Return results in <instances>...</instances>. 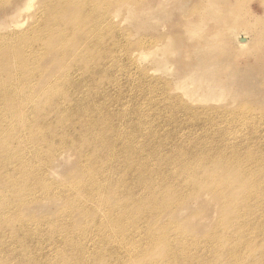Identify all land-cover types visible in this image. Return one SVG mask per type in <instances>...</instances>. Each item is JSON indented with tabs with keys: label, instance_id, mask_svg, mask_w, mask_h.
<instances>
[{
	"label": "bare ground",
	"instance_id": "bare-ground-1",
	"mask_svg": "<svg viewBox=\"0 0 264 264\" xmlns=\"http://www.w3.org/2000/svg\"><path fill=\"white\" fill-rule=\"evenodd\" d=\"M32 2L33 0H29L26 12L29 11ZM209 3L210 6L204 15L211 21L213 31L207 39L210 42L216 39L217 43L218 39H228L231 40L233 47L227 45L226 53L218 58L205 53L206 58L202 57L204 64L213 68V71L205 74L204 71L193 70L183 75L179 84L184 96L193 99L194 94L199 93L200 102L213 103L229 91L228 86L224 84L225 81L218 78L225 71L221 68L223 58L231 56L235 47L243 49L249 44L256 45L258 40L247 39L238 23L241 15L232 8V5L217 9L215 2ZM66 5L74 7L75 10L65 13L68 10ZM116 12L105 15L97 7L95 0H50L35 16L26 15L23 22L11 23L9 28L16 32L15 35L0 38V51L2 49L5 51H2L0 57V60L4 61L3 73L0 75V264H11L9 258L13 256L12 250L1 245L11 240L13 243L14 237L4 233L9 231L11 234L13 232L18 234L24 226L48 234L58 233L66 240L72 238L73 241L71 240L67 246L78 249L82 255L83 249L86 250L82 241L89 239L96 243L97 240L94 251L96 264H109L105 263L108 255L105 246L118 247L125 254L131 253L128 258L131 261L137 259L139 254L143 256L146 254L143 246L148 242L150 246L160 242L168 251L164 260L161 259L163 260L161 263L150 261L151 264H264V156L261 157L254 152L252 149L254 146L249 144L250 140L248 147L246 143V146H242L243 143L237 140L241 139L240 136L235 140L229 138L233 127L214 129L218 124L213 120L214 123L216 121L214 127H209L208 131L199 137L190 138L193 131L189 133L187 128L185 140H179L180 145H185V149L182 148L180 153L181 146L179 144L173 146L179 152L175 158L163 153L165 155L162 156H168L166 161L156 157L161 155L157 149H146L149 151L147 156L138 159L136 148L125 141V133L115 134V129L119 130V127L113 126L110 122L115 119L111 114L113 111L99 104L98 96L89 94L92 88L103 86L102 79L96 80L91 77L101 74L102 66L113 61L109 58L111 54L106 56L105 52L91 47V64L85 62L86 54L78 55L77 58L84 66L82 69H73L77 63V60L72 59L74 47L70 49L66 46L62 50L63 43L75 33H87L95 41L104 36L103 49L108 50L110 43L114 42L108 38L112 35V29L109 26L103 27L105 23L103 17L115 21ZM56 13L62 17L51 18ZM20 27L24 29L19 31ZM146 56H153L152 59L157 63L161 60L157 59L153 52L147 54L141 52L139 57L144 59ZM70 59L72 60L69 63ZM225 73L227 75L230 72ZM227 76L230 79L231 76ZM86 78H91V81L86 82ZM186 83L190 86H185ZM78 91L81 92L76 97L69 95V92ZM88 97L94 100L84 99ZM219 109L221 108L215 107L211 110L218 113ZM62 113L64 116L61 118ZM73 118H76L80 125L77 133L72 130L71 136L74 139L66 136L67 131L64 129L65 122H70ZM214 140L217 141L212 143ZM236 141L239 143H235ZM168 142L170 140H167ZM67 146L74 150L81 165L82 179L75 183L74 188L77 192L85 194L82 205L86 203L85 205L90 207L89 202L92 199H99L104 189L103 183L107 181L104 177L108 174L112 177L113 190L101 201V205L110 203L115 209L110 220L115 228L109 231L107 236L100 225L92 224L87 218L83 225L79 224V230L76 232L70 227L58 225L59 221L74 216L70 209L80 207L77 200L75 203L74 200H66V210L58 214L53 221L49 219L44 221L43 218L37 222L31 218L30 220L22 218L21 212L19 213L21 206L28 201L31 203L37 201L38 196L41 200V196L55 199L57 196L73 194L68 187H60L50 182L46 176L50 177L52 174L46 171L45 166H40L42 163L49 164L55 152L58 153L57 150ZM184 157L193 160L187 168V172L192 173L189 174V177L191 176L189 181L194 184L199 181L206 182L211 197L224 212L223 216H220L221 227L216 226V233L208 236L211 249L202 255H207L206 258L188 256V251L185 255L183 249L185 243L175 242L184 239L178 237L176 232L168 233L159 225V221L164 219L161 215L164 210L162 208H168L171 203L173 206L169 207V217L164 220L170 224L181 214L175 209L183 202L185 193L176 191L175 185H171L167 178L169 180L171 167L174 169L178 167L181 170L176 176L185 175ZM202 168L207 175L204 178L197 177L196 172ZM212 171H216L217 174L211 175ZM100 175L103 177L102 180L99 178ZM128 180L130 185H127ZM176 186L185 187V181L176 182ZM188 188L190 190V187ZM190 194L189 191L187 195ZM138 213H143L142 219L146 221L143 231L139 230V221L134 218ZM136 234H141L139 237L142 239L138 247L133 242ZM23 236L24 240L30 239L27 235ZM171 243L177 244L178 248L173 250ZM213 243L216 245L214 249L211 247ZM251 243L261 244V250L250 248ZM225 244L228 245L227 248ZM22 245L19 244L20 247ZM128 246L129 248H126ZM91 247L92 250L94 247ZM136 248L142 250L132 254V249ZM245 249L251 250V253L243 254ZM78 263L82 264L83 260L80 258Z\"/></svg>",
	"mask_w": 264,
	"mask_h": 264
},
{
	"label": "rangeland",
	"instance_id": "rangeland-1",
	"mask_svg": "<svg viewBox=\"0 0 264 264\" xmlns=\"http://www.w3.org/2000/svg\"><path fill=\"white\" fill-rule=\"evenodd\" d=\"M49 1L33 0L29 11L26 12L29 0H0V38L4 39L15 35L16 32L11 30L9 25L13 22H23L26 15L35 16L44 9V5ZM210 1L215 2L217 9L232 5V8L241 15H238L240 18L238 23H240L239 26L246 34L247 39L249 41L253 38L258 40L256 45L249 44L243 49L235 47L231 56L223 58L221 68L225 71L218 78L225 81L224 84L228 86L229 91L222 94L224 96L218 97L219 99L217 98L218 100L213 103L200 102L199 93H195L193 99L184 96L179 84L182 82L180 78L193 70H201L205 74L213 71V68L206 67L204 64L205 53H210L213 58H218L226 53L227 45L232 46L231 40L228 39H218L219 43L215 41L216 39L211 40V42L207 39V36L213 31L211 21H208L204 15L210 6ZM95 3L105 15L117 11L115 21L103 17L105 20L103 27L109 26L112 29V35L108 38L114 43H110L109 49L105 50L103 49L105 45L104 36L95 41L87 33H75L66 43H63L62 50L66 46L70 49L74 47L72 59L77 60V63L73 69H82L84 66L82 61L77 58L78 55L86 54L85 62L91 64V47L105 52L104 55L106 56L111 54L109 58L113 61L102 66L103 72L101 74L91 77L96 80L97 78L102 79L103 86L92 88L89 94L98 96L99 104H103L113 111L111 114L115 119L110 120V122L113 126L119 127V130L115 129V134L125 133V141L136 148L138 159L146 157L148 150L153 149H157L156 151L161 154L160 156L156 155L157 158L166 160L168 156H162L165 155L163 153L175 158L179 152L181 153L182 148L185 149V145H180V141L185 140L184 136L188 134L187 128L189 133L193 131L190 138H195L207 132L208 128L213 126L216 121L219 127L213 126L214 129L233 127L229 134L231 140L240 136L241 139L237 140L243 143L242 146L246 143L247 147L250 140L249 144L254 146L252 148L254 152L261 157L264 156L262 153L264 152V0H95ZM66 6L68 10L65 13H71L75 10L72 6ZM60 16L62 17L56 13L51 18L57 19ZM202 19L207 21V24L202 22ZM24 27H20L18 30L20 31ZM2 51L4 49L0 51V57ZM141 52H145V54L153 52L157 59L160 58L161 60L157 63L152 59L153 56L140 59ZM72 59L68 62L70 63ZM82 59L84 60V58ZM3 66L4 61L2 59L0 60V75L3 73ZM227 71L230 72L227 74L231 76L230 79L225 75ZM117 72L118 74H116ZM91 78H86V82L91 81ZM185 86L190 85L186 83ZM80 92H69V95L76 97ZM90 98L84 99L87 101L94 100ZM215 107L221 108L218 113L216 112L217 114L211 110ZM60 116L62 118L64 114L62 113ZM209 119L212 121L210 122ZM200 120L201 122H199ZM213 120H216L215 123ZM174 124L176 125L172 126ZM79 128V121L73 118L70 122H65L64 129L67 131L65 135L73 138L71 136L72 130L77 133ZM167 140H170L171 143H167ZM215 141L217 140L211 142L214 143ZM238 141L235 143H239ZM178 144L181 146L179 152L173 147ZM57 151L58 153L55 152L57 156L54 154L49 164L44 165L42 163L40 166H45L46 171L48 170L52 174L50 177L46 176L50 182L60 187H68L73 194L57 196L55 199L41 196V200L38 196L37 201H32V203L28 201L29 203L26 202L24 206H21L19 213L21 212L22 218L29 220L31 218L37 222L40 219L42 221L43 218L44 221L48 219L53 221L58 214L66 210V200H74L73 203L77 200L80 207L70 209L74 216H71V219L67 217L59 221L58 225L70 227L76 232L79 230V224L83 225L87 218L92 221V224L100 225L107 236L109 231L115 228V225L110 222L115 209L110 203L105 206L101 205V201L108 197L113 190L111 175L108 174L104 177L107 181L103 183L104 189L100 193V198L92 199L89 202L90 207L86 206V203L82 205L85 194L77 192L74 188L75 183L77 184V181L80 182L82 179L78 158L69 146ZM183 159L185 160V175L176 176L181 170L178 167L175 169L171 167L169 180L167 178L171 185H175L176 191L185 193L183 202L177 205L175 209L181 214L170 224L164 220L169 217V207L173 206L171 203L168 208H162L164 210H162L161 215L164 216V219L159 221V225L163 226L168 233L176 232L178 237L180 236L185 240H173L176 243L179 241L185 243L183 246L185 255L188 251V256L196 255L206 258L207 255H202L211 249L209 237L216 233V226L217 228L219 225L221 227L220 216H223L224 212L220 210V205L211 197L206 182L201 183L199 181L194 184L189 181L191 177L189 174L192 173H188L187 168L193 160L185 157ZM201 164L203 165V163ZM196 173L197 177L202 178L207 175L204 168L199 169ZM210 174L214 175L217 172L212 171ZM99 178L103 179L101 175ZM184 181L185 187L176 186V182L183 183ZM127 185H130L129 180ZM187 186L190 187V190ZM193 188H195L194 191ZM188 190L190 195H187ZM143 216V213L134 216L135 220L139 221L140 231L145 229L146 221L142 219ZM4 234L14 237L13 243L11 240L8 243H3L8 246L1 245L12 250L13 256L9 258L11 264H79L80 258L83 260L82 264L97 263V259L94 258L97 240L96 243L89 239L82 241V245L84 244L86 249L84 250L81 246L84 252L82 255L78 249L67 246L71 240L73 241L72 238L66 240L58 233L48 234L45 231L32 230L30 226H24L18 234H14V232L11 234L9 231ZM23 235L29 236L30 239L24 240ZM140 235L136 234L133 237L136 247L142 240ZM75 238L78 237L75 236ZM19 244H23L22 247ZM170 245L173 246V250L178 248L175 243ZM91 246L94 247L92 250ZM225 246L227 248L228 245L225 244ZM260 246L259 243H251L250 248L261 250ZM211 247L214 249L216 245L213 243ZM105 248L108 251L105 263L109 264H122L125 261H128L125 264H151L152 261L161 263L168 253L160 242L154 243L153 246H150L148 242L146 246H143V251L146 254L144 256L139 254L137 259L130 261L128 258L131 253L126 252L125 254L123 250L120 251L118 247L113 246H105ZM139 249H132V254L139 253L138 251H141L142 248ZM246 252L250 254L251 250L245 249L243 254L246 255ZM75 254L81 256L77 257ZM154 255L156 256L153 257ZM208 256L210 257V255ZM224 260L228 262L225 257Z\"/></svg>",
	"mask_w": 264,
	"mask_h": 264
}]
</instances>
